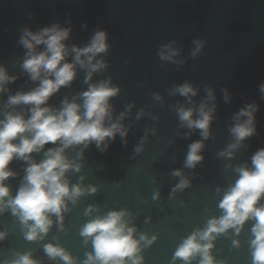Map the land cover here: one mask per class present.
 <instances>
[{"label": "water", "instance_id": "obj_1", "mask_svg": "<svg viewBox=\"0 0 264 264\" xmlns=\"http://www.w3.org/2000/svg\"><path fill=\"white\" fill-rule=\"evenodd\" d=\"M54 25L70 29L62 63H73L72 47H87L98 31L106 33L108 49L92 61H102L105 67L92 72L86 82L89 69L77 64L73 81L43 106L58 111L65 100L82 106L81 93L107 82L119 92L108 100L111 118L105 126L119 120L127 134L106 138L104 150L94 141L65 149L64 155L80 170L69 169L64 179L70 189L79 185L85 191L75 203L65 198L62 220L50 214L52 225L42 239H26L27 228L10 208L0 212V232L5 233L0 264H11L27 253L38 264H66L59 257L50 258L46 244L63 248L74 264H84L94 248L91 238L85 242L82 228L111 211L128 213L124 219L136 229L135 239L143 234L152 240L140 242L141 264H185L175 258L178 247L211 219L224 215L219 205L239 179L237 169H251L252 157L264 149V0H0V67L15 77L0 92V119L7 112L30 117L31 105L8 104L10 96L39 86L22 67L29 50L21 38L25 29L39 33ZM165 46L175 50L172 59L161 57L162 50L165 55L170 52ZM44 49L36 46L37 52ZM185 84L196 95L177 91ZM201 104L215 107L207 138L179 117L183 107L194 109L193 119H199ZM248 105L256 106V131L231 149V156L221 155L237 142L231 129L248 119H236ZM197 141L203 144V159L194 168L186 167L189 146ZM59 146V141L46 144L31 154L32 160L41 162L48 149ZM8 167L16 175L4 184L14 197L24 183L28 162L14 158ZM176 171L181 175H174ZM183 179L188 185L178 188ZM257 206H264V196ZM89 208L93 210L86 214ZM255 222L247 220L239 234L230 228L216 235L211 249L215 264H253ZM200 259L198 255L190 264Z\"/></svg>", "mask_w": 264, "mask_h": 264}, {"label": "clouds", "instance_id": "obj_2", "mask_svg": "<svg viewBox=\"0 0 264 264\" xmlns=\"http://www.w3.org/2000/svg\"><path fill=\"white\" fill-rule=\"evenodd\" d=\"M69 32L70 29H62L59 25L44 28L39 33L24 30L21 43L29 51L22 67L30 74L33 81H39V86L29 92H17L8 98L9 105L32 106L28 119L22 114L12 112L5 113V118L0 119V212L10 208L13 215L18 216L21 224L27 228L25 237L30 241L42 239L48 233L52 225L50 214L63 219L62 212L67 208L65 198L75 203L76 198L85 191L79 185H74L70 189L64 179L69 169L80 170V165L64 155L65 149L80 144L87 147L94 141L98 148L104 150L108 146L105 144L106 138L114 139L116 133L122 137L127 134L119 120L111 126H105L106 118H111L108 100L119 92L118 88L110 87L107 82L90 85L87 91L81 93L82 106L67 100L58 111L43 106L62 86L73 81L77 64L89 69L86 82L91 79L92 72L105 67L102 61L92 63L97 54L108 49L107 35L104 31H98L87 47L73 46L71 51L75 53L74 62L62 63L68 55V49L63 42L68 38ZM38 45H44V51L37 52ZM165 47H168L170 52L165 55L162 50L161 57L172 59L175 50L170 46ZM198 51L199 46L193 55ZM14 79L15 77H10L6 70L0 67V92L5 91L4 86ZM177 91L184 96L196 95V90L189 84L179 87ZM261 91L264 92V85H261ZM209 98L214 99L211 90H209ZM81 107L84 109L83 112L80 111ZM214 110V106L209 108L206 104H201L200 118L193 119L194 109L181 107L179 117L181 121L186 122L187 127L202 130L201 134L207 138ZM255 111V105H248L247 109L241 110L237 115L238 121L243 116H247L248 119L237 123L231 129L237 142L229 145V150L221 155L231 156V149L237 148L239 142L254 134ZM120 119H123V114ZM16 140L19 142L14 143ZM58 141L60 146L48 149L44 160L39 163L32 160L33 152H40L46 144L50 142L55 144ZM202 147L200 141L189 146L186 167L194 168L203 159L199 155ZM14 158L27 161L28 167L25 170L24 183L18 193L11 197L10 189L4 181L16 175L8 167ZM252 165L251 169L247 167L237 169L239 179L225 193L219 205L224 210V215L218 219H211L204 230H198L187 237L175 252V258L190 264V261L199 255L201 257L199 264H215L211 249L216 235L225 233L230 228L235 229L239 234L244 223L254 219L256 221L252 228L254 239L251 241L253 264H264V206H257L258 201L264 196V149L254 154ZM173 174L181 175L179 171ZM187 185L188 181L183 179L177 187L184 188ZM91 191L94 192L96 189L91 188ZM92 210L89 208L86 214L91 213ZM126 215H128L126 211H111L84 225L81 235L86 238L85 242L87 238H91L94 248V254L89 253L84 264H128V261H131V264H141L143 258L138 255L140 242L146 241L147 244H151L152 240H148L143 234L139 240L135 239L136 229L127 226V221L124 219ZM4 236L5 233L0 232V239ZM234 244L238 245L239 242L234 241ZM45 252L50 258L59 257L66 264H74L73 258L59 246L46 244ZM11 264H38V262L31 258V253H27L19 255Z\"/></svg>", "mask_w": 264, "mask_h": 264}]
</instances>
